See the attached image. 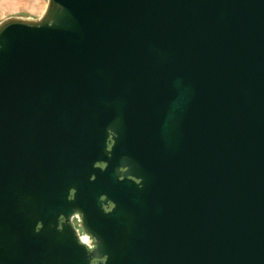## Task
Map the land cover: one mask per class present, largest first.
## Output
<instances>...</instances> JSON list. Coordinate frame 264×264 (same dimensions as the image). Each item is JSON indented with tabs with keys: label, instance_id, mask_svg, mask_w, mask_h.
Segmentation results:
<instances>
[{
	"label": "water",
	"instance_id": "obj_1",
	"mask_svg": "<svg viewBox=\"0 0 264 264\" xmlns=\"http://www.w3.org/2000/svg\"><path fill=\"white\" fill-rule=\"evenodd\" d=\"M70 189L96 241L67 264H264V0L0 22V264H60L28 208Z\"/></svg>",
	"mask_w": 264,
	"mask_h": 264
},
{
	"label": "flooded vegetation",
	"instance_id": "obj_2",
	"mask_svg": "<svg viewBox=\"0 0 264 264\" xmlns=\"http://www.w3.org/2000/svg\"><path fill=\"white\" fill-rule=\"evenodd\" d=\"M113 144L111 137L108 139V148ZM105 163H96V166L105 167ZM74 190L70 189L67 197L64 199L61 195L57 199H50L46 204H29L28 212L33 213L40 219L36 223L35 231L41 229L45 231L48 237L47 243L56 242L58 249V261L60 264H67L73 260L75 247L83 244L88 251L95 248V238L92 234L86 233L80 226L81 213L78 211L77 203L74 200ZM105 211L112 208V203L102 204ZM57 235L54 239L52 236ZM99 259L92 258L91 262H99ZM72 264V263H71Z\"/></svg>",
	"mask_w": 264,
	"mask_h": 264
},
{
	"label": "rangeland",
	"instance_id": "obj_3",
	"mask_svg": "<svg viewBox=\"0 0 264 264\" xmlns=\"http://www.w3.org/2000/svg\"><path fill=\"white\" fill-rule=\"evenodd\" d=\"M47 0H0V22L10 17L39 18Z\"/></svg>",
	"mask_w": 264,
	"mask_h": 264
}]
</instances>
